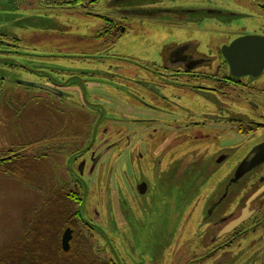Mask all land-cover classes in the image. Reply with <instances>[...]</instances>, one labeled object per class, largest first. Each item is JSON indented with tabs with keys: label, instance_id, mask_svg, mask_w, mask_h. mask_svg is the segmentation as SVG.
Returning a JSON list of instances; mask_svg holds the SVG:
<instances>
[{
	"label": "rangeland",
	"instance_id": "obj_1",
	"mask_svg": "<svg viewBox=\"0 0 264 264\" xmlns=\"http://www.w3.org/2000/svg\"><path fill=\"white\" fill-rule=\"evenodd\" d=\"M60 1L63 0H0V155L19 146L26 153L24 163H20L21 167L24 164L22 170L17 164L0 169V250L24 236L34 214L44 208L49 198L57 199L56 203L63 199L69 203L64 194L73 187L78 197L71 206L74 231L80 234L75 244L90 260H107L112 248L114 257L122 264H174L171 260L175 256L192 251L188 246L196 240L191 233L197 217L221 193L224 179L261 142L264 131L252 127L254 132L247 136L240 135L234 127L230 133L232 141L229 138L226 142L219 129L217 133L202 129L199 133L205 137L198 133L196 145L190 146L186 141L185 154L180 155L184 152L181 150L175 158L176 164L187 162L184 184H154V193L143 200L133 199L125 192L114 196L117 186L114 188L110 179L112 169L110 173L97 169L92 178L85 174L84 184L75 190L66 173L68 162L71 156L86 152L88 146L96 147L103 136L113 140L121 134L118 129L138 127L128 116L117 113L119 108L115 107L131 101L134 72L143 69L140 65L158 61L154 55L160 46H166L169 41L196 40L201 55L213 56L221 44L241 34L264 35V9L260 7L264 0H162L163 4L153 5L166 9L207 5L233 16H243L233 17L229 23L223 21L221 26L203 24L198 29L187 28L170 36L141 22L147 20L139 16L114 45L91 37L101 25L100 19L64 10ZM100 4L98 10L107 13L105 2ZM137 6L144 7L145 3L139 1ZM2 41L10 46L2 45ZM15 50L17 54L12 52ZM48 73L75 91L67 89L57 98L21 83H43ZM253 81L258 90L246 97L254 106L234 102L233 117L264 122V69ZM18 94L24 96L22 101L15 99ZM122 108L131 111V107ZM151 126L166 129L159 123ZM228 143L231 145L228 162L218 164L220 151L216 150ZM109 155L102 161L106 162ZM102 175L106 179L104 183L100 181ZM261 175H264V161L232 193L248 192L249 179ZM127 187L131 189L132 183L127 182ZM106 191L109 204L102 207L98 200ZM199 197L203 205L195 209L194 200ZM205 199L209 201L206 204ZM134 201H140L141 207ZM228 204L223 202L213 218L226 213ZM81 208L83 219L84 216L91 219L100 230L77 219L75 213ZM152 209L160 213L150 215ZM96 213L98 216L93 218ZM65 228L59 235L60 247ZM102 232L109 244L103 240ZM251 237L254 244L249 240L247 245L219 252L214 261L264 264V238Z\"/></svg>",
	"mask_w": 264,
	"mask_h": 264
},
{
	"label": "flooded vegetation",
	"instance_id": "obj_2",
	"mask_svg": "<svg viewBox=\"0 0 264 264\" xmlns=\"http://www.w3.org/2000/svg\"><path fill=\"white\" fill-rule=\"evenodd\" d=\"M139 1L144 2L145 6L138 8ZM102 2H105L107 13H101L98 10V5H101ZM156 2L164 3L162 0H63L59 5L64 10L83 12L90 17L100 19L101 25L91 37L95 40L111 42L113 45L123 37L131 22L139 16L142 18L141 20L145 18L147 20L141 22L162 29L168 36L171 35L170 33L180 34L187 28L198 29L203 24L221 26L223 21L229 23L233 21V17L243 16L242 14L233 16L234 14L226 10L207 5L206 7L166 9L165 6L155 7L153 4ZM260 7L264 9V5H260ZM247 35L257 34H241L229 42L221 44L213 56L212 54L201 55L196 40L169 41L166 46H160L154 55L158 56L159 60L144 66L140 65L143 68L141 73L134 72L131 101L123 102L115 107L116 110L119 108L117 113L128 116V119L132 120L134 124H138V127L126 131H123L122 128L118 129L117 132L121 133L118 138L115 137L111 140L103 136L102 141L96 147L88 146L86 152L77 154L75 157L71 156L66 173L71 182H74L75 190L78 189L79 184H84L85 174L86 177L90 175L92 178L97 169L104 170L103 173L106 170L110 173V169H112V173H110L112 178L110 179L114 188L117 186L114 196L116 194L119 196V192H125L133 199L143 200V197L154 193V184H175V182L179 185L180 183L184 184V170H186L187 162L176 164L175 158L181 150L184 152L180 155L185 154L186 141L190 146L196 145L198 133L202 129L216 133L219 129V134L225 135L226 142L229 141V138L232 141L230 133H233L234 127L240 135L246 134L247 136L254 132L252 127L264 131V122L262 121L233 117L234 102H245L248 106H254L247 97L258 89L253 85L254 81L251 82L254 78L249 75L237 77L231 73L230 65L225 59L222 49L229 46L235 39ZM2 45L9 47L10 43L2 41ZM12 52L18 53L17 50ZM39 84L57 90L55 94L37 88L57 98L63 96L67 89L75 91L72 87L64 86V82L54 79L49 73L43 83ZM262 92L264 93V89ZM23 97L18 94L15 99L22 101ZM122 107H131V111L128 112ZM153 123H159L166 129L152 128L151 124ZM175 123L179 127L171 128L170 126ZM158 132L161 133L157 134ZM200 136L205 137L203 134ZM260 145H264V136L261 142L254 147ZM19 147L16 150H7L0 155V169H5V166L10 164L24 163L26 153L23 148ZM230 147L231 145L228 143L216 150L220 151L216 158L218 164L228 162ZM108 154L110 155L107 161L103 162L102 160ZM22 167L24 168V164ZM22 167L20 165L21 170ZM236 168L230 176L224 179L221 193L197 217L194 231L191 233V237L196 240L188 246V249H192V251L184 253V256H175L171 262L173 261L174 264H222L217 260L214 261L213 257L217 253L230 250L235 246L247 245L249 240H253L251 236H257L259 240L264 238V175L249 179L248 192L233 194V190L241 185L247 176L235 182ZM4 173L3 170L2 174ZM104 175H108V173ZM104 175H102L103 180L98 178L102 182H106ZM127 182L132 183L131 189L127 187ZM75 194L77 193L74 192L73 187L71 191L64 194L70 205L74 199H78ZM107 195L106 191L103 197L98 200L102 207H107L109 204ZM134 202H138L141 207L140 201ZM194 202L195 209L203 205L200 197L196 198ZM208 202L205 199L204 204ZM223 202L230 203V205L228 204L229 209L214 219L215 210ZM213 205L214 207H212ZM211 207L212 209H210ZM94 211L96 212L95 209ZM78 212L76 214L78 220L82 219L89 226L97 227L91 219H86L85 216L83 219L82 211L81 215ZM155 212L159 211L152 209L149 214L153 215ZM203 212L204 215H202ZM97 216L98 213L93 218ZM66 228L71 229L73 236V229ZM97 229L99 228L97 227ZM102 234L104 235L103 232ZM103 240L107 241L105 235ZM108 242L106 243L109 244L110 242ZM252 244H254V240ZM109 256L107 260L91 259V261L122 264L114 257L112 248H110ZM210 258H213L211 262L208 261Z\"/></svg>",
	"mask_w": 264,
	"mask_h": 264
},
{
	"label": "trees",
	"instance_id": "obj_3",
	"mask_svg": "<svg viewBox=\"0 0 264 264\" xmlns=\"http://www.w3.org/2000/svg\"><path fill=\"white\" fill-rule=\"evenodd\" d=\"M56 201L54 197L49 198L44 208L34 214L24 236L0 250V264H104L91 261L80 246H76L80 234L74 231L72 204L64 199ZM64 227L74 231L68 251L59 246V235Z\"/></svg>",
	"mask_w": 264,
	"mask_h": 264
},
{
	"label": "water",
	"instance_id": "obj_4",
	"mask_svg": "<svg viewBox=\"0 0 264 264\" xmlns=\"http://www.w3.org/2000/svg\"><path fill=\"white\" fill-rule=\"evenodd\" d=\"M225 59L228 61L231 73L234 76L258 77L264 69V36L247 35L235 39L229 46L222 49ZM26 86H32L57 93L46 85L21 82ZM81 154V153H80ZM79 155V154H78ZM264 161V145L253 149L247 157L238 165L235 170V182L245 177L256 166ZM85 196V195H84ZM84 198L82 200V205ZM216 205V204H215ZM214 207V205L212 206ZM212 207L210 209H212ZM82 208L79 210L81 215ZM244 219V218H243ZM72 238V231L66 228L62 234L61 247L63 251H68L69 242Z\"/></svg>",
	"mask_w": 264,
	"mask_h": 264
}]
</instances>
